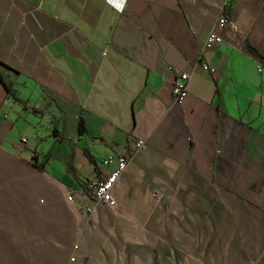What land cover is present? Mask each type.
I'll list each match as a JSON object with an SVG mask.
<instances>
[{
  "label": "crops",
  "instance_id": "obj_1",
  "mask_svg": "<svg viewBox=\"0 0 264 264\" xmlns=\"http://www.w3.org/2000/svg\"><path fill=\"white\" fill-rule=\"evenodd\" d=\"M220 10L0 0V264H149L167 234L204 251L190 264H264V0H230L205 70ZM173 67L189 73L181 105ZM139 138L115 208L97 206L86 181Z\"/></svg>",
  "mask_w": 264,
  "mask_h": 264
},
{
  "label": "built area",
  "instance_id": "obj_2",
  "mask_svg": "<svg viewBox=\"0 0 264 264\" xmlns=\"http://www.w3.org/2000/svg\"><path fill=\"white\" fill-rule=\"evenodd\" d=\"M230 0H220L221 10L213 26L206 33L204 40L198 50L199 65L202 69H208L207 65L201 60L202 51L206 48H210L214 45H218L221 41L220 35L216 32V27L225 24L226 17L224 13L225 7L229 4ZM173 79L171 86L172 102L177 105H181L187 95V80L189 78V73L185 71H180L179 69L173 67ZM145 147V142L143 139L139 138L134 140L132 149L129 153L121 152L118 154H108L101 159V164L103 166L110 167L107 175L100 178H94L87 180L84 186L86 194L93 200V202L98 206H104L109 209L115 208V201L111 195V188L113 183L125 170L126 165L132 156ZM68 202L72 201V193L69 192L65 196ZM76 245H73V253L70 256V260L75 257Z\"/></svg>",
  "mask_w": 264,
  "mask_h": 264
},
{
  "label": "rangeland",
  "instance_id": "obj_3",
  "mask_svg": "<svg viewBox=\"0 0 264 264\" xmlns=\"http://www.w3.org/2000/svg\"><path fill=\"white\" fill-rule=\"evenodd\" d=\"M155 194V193H154ZM145 204V203H144ZM143 203H140V205H137V208L144 205ZM151 204L150 209H154L155 212L157 210V204L149 203ZM136 206V203L132 204ZM136 208V210H137ZM139 212V211H136ZM154 212V211H153ZM157 214L155 213V216ZM156 220V219H155ZM151 225H153L154 219L148 220ZM172 222V220H171ZM153 238V236H150ZM156 237V236H154ZM160 240L150 248V257L148 259H144V262L147 260L149 261V264H190L191 260L195 258V255L197 254L198 259L204 260V251H192L190 249V236L189 235H173V234H167L165 236H159Z\"/></svg>",
  "mask_w": 264,
  "mask_h": 264
},
{
  "label": "trees",
  "instance_id": "obj_4",
  "mask_svg": "<svg viewBox=\"0 0 264 264\" xmlns=\"http://www.w3.org/2000/svg\"><path fill=\"white\" fill-rule=\"evenodd\" d=\"M0 65L7 67V66H6L5 64H3L1 61H0ZM0 80H1V77H0ZM1 81H2V80H1ZM77 128H78V131H79V132H82V129H84V124H83V121H82L81 116H78ZM91 161H93V160L91 159Z\"/></svg>",
  "mask_w": 264,
  "mask_h": 264
}]
</instances>
